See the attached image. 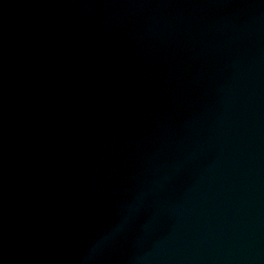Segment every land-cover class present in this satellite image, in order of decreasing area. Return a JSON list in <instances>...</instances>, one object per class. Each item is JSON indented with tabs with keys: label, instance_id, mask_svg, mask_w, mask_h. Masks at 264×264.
Returning a JSON list of instances; mask_svg holds the SVG:
<instances>
[{
	"label": "water",
	"instance_id": "water-1",
	"mask_svg": "<svg viewBox=\"0 0 264 264\" xmlns=\"http://www.w3.org/2000/svg\"><path fill=\"white\" fill-rule=\"evenodd\" d=\"M0 264H264V0H218L33 171Z\"/></svg>",
	"mask_w": 264,
	"mask_h": 264
}]
</instances>
